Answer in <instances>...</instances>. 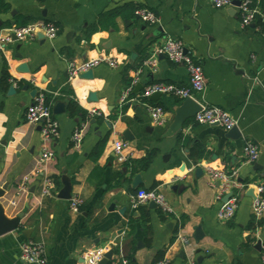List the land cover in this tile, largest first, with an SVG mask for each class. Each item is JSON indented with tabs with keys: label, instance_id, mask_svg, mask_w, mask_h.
<instances>
[{
	"label": "crops",
	"instance_id": "0c3cea01",
	"mask_svg": "<svg viewBox=\"0 0 264 264\" xmlns=\"http://www.w3.org/2000/svg\"><path fill=\"white\" fill-rule=\"evenodd\" d=\"M3 1L9 7L0 13V36L11 35L13 41L0 54V183H8L1 201L10 217L27 212L21 228L0 236V264H29L20 255L29 239L45 243L48 264H80L85 250L103 244L114 249L108 264H155L163 259L169 264H264L256 247L264 239V214L254 216L255 196L248 194L252 189L256 195L264 186V1L263 16L246 27L239 5L217 8L212 0ZM140 7L156 12L158 22L144 21L135 12ZM109 12L118 13L115 24L109 18L101 24ZM28 19L57 25V37L43 38L38 32L37 38L15 40L12 29ZM168 36L181 39L203 67L206 87L194 93L197 102L233 114L240 137L229 138L223 126L196 123L194 117L168 135L183 100L169 94L142 99L144 88L155 82L190 84L187 67L159 52ZM102 56L116 66L101 63L92 76L71 75V63ZM150 59L155 66L147 64ZM22 64L27 71L20 70ZM66 85L80 106L88 112L96 109L101 116L90 114L84 120L71 116L67 108L53 112L60 123L52 144L54 157L38 164L43 135L40 124L27 121V109L39 93L60 96ZM11 86L14 92L9 93ZM57 101L68 103L67 98ZM151 104L166 108L163 124L151 119ZM83 124L87 126L77 149L72 135ZM127 129L135 141L123 138ZM121 139L128 142L123 160L115 151ZM248 141L260 149L254 163L245 157ZM151 150L156 154L146 169L132 171L126 164ZM208 165L235 172L238 207L228 221L218 217L226 194L220 196L218 182L212 184ZM198 166L202 174H197ZM138 173L142 183L134 188ZM26 175L32 179L28 189L20 191ZM64 176L71 180L72 196L83 200L78 212L70 208V199L57 195ZM48 179L56 190L39 203ZM140 188L163 192L173 212L167 215L149 204L134 208L131 200Z\"/></svg>",
	"mask_w": 264,
	"mask_h": 264
},
{
	"label": "built area",
	"instance_id": "2783aa9c",
	"mask_svg": "<svg viewBox=\"0 0 264 264\" xmlns=\"http://www.w3.org/2000/svg\"><path fill=\"white\" fill-rule=\"evenodd\" d=\"M264 0H241L239 4V13L242 26L246 27L256 23L260 17L263 16L262 3ZM214 6L217 8H224L232 4L233 0H212ZM144 21L150 24L158 22V16L153 10L140 7L136 11ZM17 36V40L22 41L28 38H37L38 32L50 39L57 37L59 28L53 23H46L44 21H36L26 25L12 29ZM12 36H0V54L4 50L7 42H12ZM161 54L166 55L172 62L182 63L187 67L190 75L189 86H179L174 83L155 82L146 86L141 94L142 99H148L155 93L169 94L181 100L187 98H194L195 92H202L206 87V77L202 65L193 57L187 50L184 42L181 39L168 36L162 47L159 49ZM101 63H108L111 66H116V61L107 57H98L92 60H87L80 65L71 63L69 66L71 75H77L80 72H86L93 69ZM147 64L155 66V60H148ZM135 83V82H134ZM200 110L194 116V121L200 124H219L225 129L230 130L237 125V120L233 114L228 110L218 105H211L207 103H199ZM149 114L155 124H163L166 119V108L163 105L154 104L149 106ZM91 115H98L96 109L91 110ZM26 119L33 124H40L43 135V150L39 158L38 164H44L54 157L52 144L60 133V123L54 117L52 111V103L48 102L45 93L41 92L36 97L34 102L28 107L26 112ZM86 124H83L75 129L72 135V141L75 148L79 149L82 146ZM128 147V142L125 140H118L115 143V151L120 155L123 160V151ZM245 157L248 162L254 163L259 159L260 149L257 143L253 141L246 142L244 148ZM207 172L210 175L212 184L218 182L220 196L232 193L227 201H223L218 209V217L221 220L228 221L232 219L237 211L238 198L235 194V189L238 186L236 181L235 172L229 173L223 169L214 168L210 165L207 166ZM32 179L31 175L24 176L21 184L19 185L20 191L27 190L29 182ZM56 185L52 179L46 181L38 202L54 194ZM155 202L158 208L164 214H171L173 207L168 201L163 192L158 189H145L140 188L136 195L132 197L131 203L134 208L142 205ZM83 204V200L79 196H72L70 199V208L78 212ZM253 213L256 218H260L264 214V186L259 188L258 193L254 197ZM261 240V259L264 262V239ZM188 243V240L185 241ZM111 249L110 244L97 245L95 247L85 250L82 254V262L80 264H101L105 254ZM21 258L29 264H48L47 248L43 241L26 240L21 245ZM155 264H169L166 259L160 260ZM187 264H197L195 260H189Z\"/></svg>",
	"mask_w": 264,
	"mask_h": 264
},
{
	"label": "water",
	"instance_id": "95a60500",
	"mask_svg": "<svg viewBox=\"0 0 264 264\" xmlns=\"http://www.w3.org/2000/svg\"><path fill=\"white\" fill-rule=\"evenodd\" d=\"M241 3V0H233L232 4L233 5H239ZM14 39L17 40V36L14 34L13 35ZM41 37L44 38V34L41 35ZM17 57H21V54H18ZM21 71H27L28 67L26 64H22V66L20 67ZM93 73V69L86 71L85 75L87 76H92ZM241 73H244L243 71ZM14 92V87L11 86L10 87V91L9 93ZM162 94L160 93H155L153 94L150 99L153 100H158L160 98ZM91 97L93 99H96L97 96L96 94H92ZM67 108V104L64 101H57L54 106H53V112L54 114H61L64 113L66 111ZM200 104L199 102H197L196 99L194 98H187L185 100H183L182 104L176 109V115L174 118V121L172 122L167 134L168 135H173L176 132L180 131V129H182V127L184 126V124L187 122L188 119L194 117L196 115V113L200 110ZM96 121V119H93V123ZM106 124L109 127H112V124L109 123L108 121H106ZM229 138H238L241 136V132L239 127L236 125L234 126L232 129L228 130V133L226 135ZM123 138L125 140H130V141H135L136 137L135 135L132 133V131L130 129H127L123 132ZM196 172L197 174H202L203 169L202 167L198 166L196 168ZM63 184L64 187L58 192V197L62 198V199H71L72 198V183L71 180L67 177L64 176L63 177ZM142 183V175L140 173L136 174L133 178L132 181V186L134 188L138 187L140 184ZM8 188V183H4L1 184L0 183V236L4 235L6 233L12 232L16 229H19L23 226L25 220L23 219V217L25 216L27 209L23 210L22 212L18 213L17 215L10 217L7 215L5 207L2 203V198L5 195V192ZM254 190L250 189L248 194L250 195H254ZM232 193H228L225 195L224 198V202L227 201L230 197H231ZM149 208L151 209H156L158 208L157 204L155 202H150L149 203ZM124 209L123 208L121 210L122 213H124ZM173 222H170L168 224V226L173 229ZM202 233L201 228L197 229V233H196V238L200 239V234ZM25 234H27L26 230H25ZM258 249L261 248V240H259L257 242V246ZM114 256V249H110L104 256V258L101 261V264H108L110 260L113 259Z\"/></svg>",
	"mask_w": 264,
	"mask_h": 264
},
{
	"label": "trees",
	"instance_id": "16d2710c",
	"mask_svg": "<svg viewBox=\"0 0 264 264\" xmlns=\"http://www.w3.org/2000/svg\"><path fill=\"white\" fill-rule=\"evenodd\" d=\"M8 7L9 6L7 3H5L3 0H0V13L8 10ZM117 14H118L117 12L106 13L104 16H102V20H100V23L102 24L103 19L109 18L107 20H110V21L112 20L113 21L112 24L114 25L115 24L114 19L117 16ZM108 16H110V17H108ZM30 21L31 20H29V19L25 20L22 25H26ZM105 26H107V23L105 24ZM262 29L264 30V22L262 23ZM94 31H95V29H94ZM8 77H9V75L6 74L3 78V81H5ZM60 91H61L60 96H56L53 93H45L47 101L52 103V102H56L59 98H67L68 99L67 110L71 116L81 115V116H83L84 120H87L90 117V112H88L82 106H80V104L78 103V101L75 98L74 91L69 86L66 85V86L62 87V89ZM101 151H102V149L100 147L98 149V154H100ZM155 154H156V150H151L143 158L137 159V160H132V159L127 160L126 164L132 168V171H136L140 168L146 169L149 166L152 159L154 158ZM162 256H163V254H161L158 257V259L161 258Z\"/></svg>",
	"mask_w": 264,
	"mask_h": 264
}]
</instances>
